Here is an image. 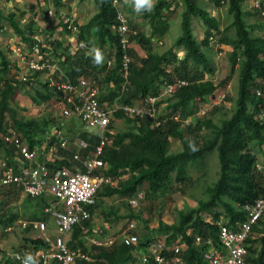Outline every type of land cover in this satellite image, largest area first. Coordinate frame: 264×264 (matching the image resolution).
Instances as JSON below:
<instances>
[{
  "label": "trees",
  "instance_id": "obj_1",
  "mask_svg": "<svg viewBox=\"0 0 264 264\" xmlns=\"http://www.w3.org/2000/svg\"><path fill=\"white\" fill-rule=\"evenodd\" d=\"M209 1L214 6L226 1L230 17L227 24L220 28L219 19L201 6L200 0H182L181 31L174 44L162 52L153 50L152 37H162L168 31V12L174 10L178 3L176 0H156L151 12H143L144 16H149V34L140 29L136 22L129 20L130 26L135 30L129 39L137 42L142 52L131 45L128 47L131 60L127 68V81L123 75L122 48L116 32L118 9L114 0H94L96 11L86 21L78 23L74 20L78 24V31L73 39L68 38L70 30L67 22L61 10L56 9L55 13H60L58 24L63 37H54L50 28L49 45H43L44 42L40 39L26 35V30L33 29L32 19L22 23L14 11L8 12L6 17L9 25L19 35V39L28 44V50L33 48L36 41L44 52V57L57 63L55 71L60 70L61 75L59 77L55 72V77L76 80L84 75L98 80V99L101 103H141L146 96L158 94L165 82L175 78L186 80L185 83L177 85L169 95L157 100L156 105L165 103L167 108L165 113L157 115L160 119L158 124H155V118L145 114L131 115L120 108L112 112L107 131L108 140L101 157L107 163L102 168L103 172L116 182L103 183L96 190L94 202L89 207L93 213L100 207L99 203L104 197L116 194L123 198L122 203L129 208V212L117 214L113 208H101L104 218L110 222H115L121 216L139 218L143 220L145 231L140 234L133 231L138 234L136 243H125L118 233L104 238L103 241L115 235L109 243L88 244L85 235L92 233L90 216L82 224L73 226L67 240L70 246H80L89 256L77 258L75 264H135L140 251L155 235L165 237V250L170 255H173L171 245L176 241L181 244V250L177 252L180 260L173 264H211L205 252L210 246L221 248L218 221L237 228L247 216L245 206L254 203L261 195L264 189V168H258L256 161L264 160V33L259 31L264 28V0H260L259 7L254 6L251 0ZM244 1L250 3V8L243 6ZM52 2L56 7L65 4L64 0ZM192 15L200 17L205 25L200 40L193 33ZM249 15H256L261 19L248 22L246 18ZM214 34H218L220 43L230 46V70L219 81L210 77L214 68L201 47L202 44L206 46ZM78 40L83 44L79 46ZM180 46L184 50L181 56L176 49ZM93 47L102 51V65L93 63L90 55ZM12 67L18 69L7 52L0 47V81L3 83L0 90V134L7 132L9 128L15 129L28 142L29 147L38 149L37 161L44 162L51 171L61 165L73 169L84 168L81 159L93 153L99 140L98 133L86 128L73 129L71 120L65 123L64 120L51 116L40 119L20 116L13 102L22 86L29 85V97L35 105L52 98L58 101L59 91L49 84L48 78L41 79L40 70H29V77L23 80L13 77ZM236 68L237 95L230 115L216 122L210 116H193L195 103L214 97L217 87L229 79ZM224 97L227 98L225 95ZM176 113L178 116L174 117ZM115 117L125 119V129L110 130ZM58 130L59 134L56 133ZM61 137L68 139L66 147L60 146ZM172 137L180 140L179 150L169 151ZM79 138L86 141V146H78L76 141ZM190 144L197 149L195 152ZM51 145L57 148L55 157H43L42 150H47ZM0 146L4 149L3 156L6 161L14 165L16 171L19 170L13 159L15 147L1 138ZM213 148L217 149L219 174L212 183L206 185L207 197L200 198L196 206L177 209L176 218L171 222L164 221L159 216L161 211L158 210L157 223L153 227L148 226L147 217L142 218L141 214L131 210L128 200L136 197L140 191L142 196L138 200L145 198L151 206H154L160 196L184 191L193 181L189 168L194 164L199 166L205 153ZM75 151H78L79 158H74ZM21 193L23 203L36 204L35 210L29 215H24L8 205L9 201H13ZM49 201L51 198L48 195H27L15 183L2 185L0 223L6 227L20 215L31 219H46L50 213L43 208ZM151 206L148 209L149 214L155 213ZM112 214L114 218L110 217ZM196 236H199V240H196ZM246 242L248 264H264V215L253 224ZM48 247L49 242L41 236L25 237L16 246V250L27 248L28 254L36 257L38 250ZM0 264L23 263L12 253L11 256L0 258ZM49 264H55V260H50Z\"/></svg>",
  "mask_w": 264,
  "mask_h": 264
},
{
  "label": "built area",
  "instance_id": "obj_2",
  "mask_svg": "<svg viewBox=\"0 0 264 264\" xmlns=\"http://www.w3.org/2000/svg\"><path fill=\"white\" fill-rule=\"evenodd\" d=\"M252 4L259 7L260 0H252ZM61 12L65 22H67V28L70 30L68 38L75 37L78 24L74 22L71 14L66 12L64 14L63 10ZM262 13L264 14V9ZM117 19L116 32L122 48L123 75L127 81V68L131 60L128 51V47L131 45L129 37L135 30L130 26L129 18L124 12L118 11ZM45 44L43 43V45ZM82 44V41L78 40V45ZM9 48L15 56V59L10 57L11 61L17 68L25 66L28 71L37 69L41 71V74L45 71L49 84L54 85L59 91L57 105L62 116L78 117L83 124L91 127L88 130L95 131L99 135L93 153L81 159L84 168L76 167L73 169L70 166L61 165L51 171L44 162L37 161L38 149L29 147L28 142L15 129L9 128L7 132L0 134V138L5 143L15 147L13 159L19 168L16 171L14 165L9 164L5 157H0V186L15 183L21 187L22 192L31 197L50 196L51 201L43 209L57 219L58 230L65 233L71 231L75 224H82L91 216L89 205L94 202L96 190L103 183L114 182L109 175L103 172L102 168L107 163L101 157L103 147L108 140L107 131H109L112 109L109 105L99 101L98 85L94 79L84 75L79 76L76 80L55 77L54 73L58 66L55 62L44 57V52L36 41L31 50H28V44L25 41L16 42ZM11 70L15 78L25 80L29 77L27 73H17L18 69L15 67H12ZM56 73L60 77L61 71ZM185 82L184 78H175L170 82H165L158 94L146 96L141 103L135 101L133 103L122 102L119 108L127 114L151 116L155 118V124H158L160 119L157 117V100L163 95L170 94L177 85ZM2 86L3 83L0 81V90ZM177 116V113L174 114V117ZM56 133L59 134L60 130ZM76 143L78 146H86V141L81 138ZM67 145L68 139L61 137L60 146L66 147ZM56 149V146L51 145L47 150H42L41 155L53 159ZM73 156L79 158L78 151H75ZM33 162L35 163L33 164ZM256 166L264 168V161L257 160ZM141 196L142 192L140 191L136 197L130 198V202L136 204ZM245 208L247 216L237 228H232L228 224L218 221V238L221 248L210 246L205 252V256L211 264H248L246 239L253 224L264 215V189L257 200L246 205ZM17 222L21 227L29 226L31 229L41 230L44 233L47 225L45 219L19 218ZM134 225L135 220H129L126 227L128 230L122 231L119 235L125 243L138 241V234L131 231ZM8 228H11V225H8ZM46 238L48 239V237ZM110 238L105 239L104 242H111L112 239L108 241ZM196 240H199V236H196ZM165 249V237L155 235L148 240L144 249L140 251L135 264H173V262L180 260L177 254L181 250L179 242H174L170 247L173 255H170ZM27 250V248L16 250L13 255L23 263L25 255L28 254ZM36 258L38 264H49L52 259L55 260V264H75L77 258H89V256L80 246H70L64 236H56L52 242H49L48 248L36 252Z\"/></svg>",
  "mask_w": 264,
  "mask_h": 264
},
{
  "label": "rangeland",
  "instance_id": "obj_3",
  "mask_svg": "<svg viewBox=\"0 0 264 264\" xmlns=\"http://www.w3.org/2000/svg\"><path fill=\"white\" fill-rule=\"evenodd\" d=\"M65 4L59 7H56L52 0H0V10L2 12V17L0 18V47L3 48L8 57L15 59L13 53L9 50V46L14 45L16 42H21L24 40L19 39V35L15 33L14 29L9 25V20L6 17L8 12L14 11L17 18L21 20L22 23L27 22L32 19V28L26 30V35L40 39L42 42L49 45V35L52 28V35L56 38L62 39L63 34H61V26L58 24L60 13H55V10H63V13H69L72 15V18L78 23L87 20L95 11L96 4L94 0H64ZM174 10L168 12L169 16V29L166 34L162 37L157 35L153 36V50L157 52H162L174 44L176 36L181 31V14L183 10L182 0H176ZM33 4L32 6L30 4ZM243 6L250 8V3L248 1L243 2ZM252 3V0H251ZM201 6L206 8L211 15L217 17L220 21L219 27L222 28L230 20L229 14L227 12V3L226 1L222 2L219 6H214L209 0H200ZM115 5L118 11L124 12L127 14L130 22H136L142 29L149 34L151 25L149 23V16L143 13L138 14L134 10V5L132 0H117ZM62 14V12H61ZM65 14V13H64ZM261 18L256 15L247 16L246 20L252 22L254 20H260ZM191 23L193 28L194 36L200 40L203 37L205 25L200 17L191 16ZM261 33H264V28L259 30ZM62 36V37H61ZM131 46L135 50H140V45L132 41ZM202 49L206 52L207 56L210 58L211 63L214 68L213 74L210 75L215 81H219L227 76L230 70V60H229V49L230 46L222 44L219 41L218 34H214L209 43L204 46L202 44ZM178 55H182L184 50L183 48L176 47ZM142 52V50H140ZM56 66L57 63H55ZM55 66V65H54ZM17 73H29L28 69L23 67H18ZM41 79L46 78V74H40ZM98 81V80H97ZM95 80V82L97 83ZM98 85V83H97ZM31 88L29 85L22 86L16 93L13 105L16 107L17 112L23 118L33 117V118H42L43 116H51L57 120H64L68 122L71 120V127L73 129H89L81 120L77 117H64L60 113L59 106L55 99H49L47 102H43L39 105L32 104L29 92ZM224 95L227 97L225 98ZM237 95V68L231 73L229 79H227L223 84L219 85L214 92V97L207 99L206 101H197L195 103V110L193 116H210L216 122L220 118L229 116L234 108L235 98ZM166 96V95H165ZM163 95V97H165ZM122 101H115L109 105L112 109V112L115 109L119 108V105ZM216 106H221L216 108ZM167 111L165 103L158 104V115H162ZM65 122V123H66ZM111 131H116L118 129H125L127 123L125 119L115 117L111 122ZM69 134V133H68ZM75 142V139H74ZM181 148V143L178 138H171L169 151H176ZM4 149L0 146V157H4ZM191 169V170H190ZM189 171L193 175L192 183L185 188L182 192H174L166 196H160L158 201L154 206L150 205L145 198L138 200L136 204L130 202L131 210H135L141 214L142 218H148V226L153 227L157 223L156 214L160 210L161 214L159 216L167 222H171L176 218L177 209H184L189 206H196L197 201L200 198H206L207 193L205 187L207 184L212 183L219 174V161L217 155V149L213 148L210 151L205 153L203 157V162L199 165H192L189 168ZM116 182V181H114ZM142 192V191H141ZM23 194H19L9 201L8 205L11 206L14 210L18 212L29 215L35 210V202L32 203H23L22 202ZM123 198L118 195L107 196L100 201V207L91 213L92 221V233L85 235L86 242L91 243H102L104 238L109 235H119L122 231H127V224L131 218L128 216H121L117 218L115 222H110L104 218L101 208L106 210L115 209L117 214H127L129 208L122 203ZM149 206L152 207L155 213L149 214ZM111 218H114L113 214L110 215ZM19 218H27L26 216L20 215L17 219L13 220L9 225L11 228H8V225L5 227L0 223V258L4 256H11V254L16 251V246L20 244L25 237H37L41 236L48 242H52L56 236H61L68 240L71 236V231L61 232L58 230L57 219L53 215L46 217V229L44 232L41 230H34L31 228L21 227L17 220ZM135 225L132 228L133 231H137L139 234L142 231H145V227L142 219L134 218ZM105 229V230H104ZM114 235V236H115ZM111 237L108 241H110ZM48 237V239L46 238Z\"/></svg>",
  "mask_w": 264,
  "mask_h": 264
},
{
  "label": "clouds",
  "instance_id": "obj_4",
  "mask_svg": "<svg viewBox=\"0 0 264 264\" xmlns=\"http://www.w3.org/2000/svg\"><path fill=\"white\" fill-rule=\"evenodd\" d=\"M132 3L134 5V10L141 14L143 12H151L153 8L155 7L156 0H132ZM90 55H92L93 63L96 65H102L104 62V55L102 51L98 47H93L90 50ZM169 95V94H167ZM190 147L193 152H195L197 149L194 145L190 144ZM23 264H37L36 257L32 254H26L23 259Z\"/></svg>",
  "mask_w": 264,
  "mask_h": 264
},
{
  "label": "crops",
  "instance_id": "obj_5",
  "mask_svg": "<svg viewBox=\"0 0 264 264\" xmlns=\"http://www.w3.org/2000/svg\"><path fill=\"white\" fill-rule=\"evenodd\" d=\"M85 21H86V20H85ZM71 38L73 39V38H75V37H71ZM72 39H71V40H72ZM131 43H132V42H131ZM261 161H262V160H261ZM263 161H264V160H263Z\"/></svg>",
  "mask_w": 264,
  "mask_h": 264
}]
</instances>
